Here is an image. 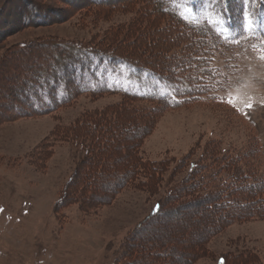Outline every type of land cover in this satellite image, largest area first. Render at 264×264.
I'll return each mask as SVG.
<instances>
[{"label":"rangeland","instance_id":"obj_1","mask_svg":"<svg viewBox=\"0 0 264 264\" xmlns=\"http://www.w3.org/2000/svg\"><path fill=\"white\" fill-rule=\"evenodd\" d=\"M104 1L0 0V264H264L259 0ZM235 3L248 13L238 37L214 15ZM35 10L53 21L21 25ZM168 26L191 28L197 47L175 39L157 55ZM66 43L118 51L172 85L96 62L73 85L90 92L25 110L13 86ZM230 184L247 209L216 210Z\"/></svg>","mask_w":264,"mask_h":264},{"label":"trees","instance_id":"obj_2","mask_svg":"<svg viewBox=\"0 0 264 264\" xmlns=\"http://www.w3.org/2000/svg\"><path fill=\"white\" fill-rule=\"evenodd\" d=\"M163 1H166V0H163ZM109 2H112V1L111 0L104 1V3H109ZM173 2L174 0H171L170 5L173 7V9L177 8V5L173 4ZM235 4H236L235 6L226 5L225 7L221 6L219 8H215L214 15L216 16L219 15L220 18H222L225 21V24L228 26L229 30L233 32L234 34H236L237 35L236 37H238L239 35L244 33V30H245V25H244L245 18L244 17L248 13L245 12V9H247V5H245L244 3H242L241 5H239L238 3H235ZM155 6H156V2H155ZM155 6H154V9H155ZM240 10L243 11L241 14H240ZM251 11H253V13H250V16L252 15L250 19L257 21V22H254V26L255 25L261 26L263 24L261 19L264 18V0L257 1L256 8L254 10L251 9ZM34 13H36V15L34 14L33 18L26 19L24 23L21 20V25H31V23L35 25L39 22L41 23L42 20H40V18L42 15H40L37 10H35ZM46 16L47 15H45L44 17L42 16L43 20L46 19L47 21L50 22L51 17H48V16L46 17ZM171 17L173 18L174 16L171 15ZM179 19H182V17L180 16ZM34 20L36 22H34ZM214 27L215 29H217L216 26ZM151 29H154V28H151ZM173 29L174 30L178 29V26L176 27L174 26ZM173 29L168 26L167 28H165V30L161 31L159 28H157L156 31L162 32V33L163 31L164 32L167 31L168 33L166 37H171L170 34L172 32L174 33ZM179 29H178L179 31H177L176 38L174 37L170 38L172 42H170L168 39H165L166 37L164 36L163 38H161V41L159 42V47L155 51L157 55L163 56L165 58L168 53L167 50L170 47V43L172 45L175 39L176 41H178V45L185 44V48L187 49L188 48L195 49L197 47L198 45L197 37L198 36H196L191 30H188L191 28L185 29L183 27H180ZM260 35L264 36V31L263 33L261 31L257 33L258 37ZM217 37L219 38V40L225 43L226 42L233 43V41L235 40V39H232V42H228L225 40L226 38L223 36H220V37L217 36ZM72 48H74L73 44L66 43L60 46V49L57 50L54 59H52V57L47 56V55L44 58L38 59V65L33 64L34 71H30L29 74L26 75L27 77H24V78L22 77L23 82H20L19 85L13 86L12 89L14 90L15 93H18L17 96L20 95L19 97L21 99L19 100V102L20 104H23L26 107L25 110L31 109V110L37 111L39 109H43V112L47 110L49 111L51 108H56L58 105L66 102L68 99L73 98L75 94L90 92L91 90L84 91L83 89L85 88L80 90L79 87H78L79 89H77V87H74L73 85L76 84V80L78 79L79 75H81V73L85 74L87 72V69L90 68V65L92 66V64L93 63L95 64L96 62L100 63L101 66L104 65L105 63L110 68L117 66V64H121V65L125 64L129 66L130 68L141 70V71L144 70L145 72L151 73L154 78L158 79V81L159 80H163L164 82L168 81L166 83L168 86L172 85L169 79H165V77L168 76L166 75L167 74L166 72L161 73L159 71L160 70L159 68H153L149 66L146 67V65L142 64L143 62H140L139 60H132L130 59L131 57L125 56L124 54L118 51L101 50L95 47H90V49L87 50V48L77 46V48H79V52L77 53L79 54L76 55L75 50ZM168 61L169 60H167V62ZM39 62L41 63L40 64L41 66L39 65ZM184 62L185 60H183V64H185ZM152 64L156 65L155 62H152ZM10 84L14 85L15 83H8V85ZM61 91L64 93V96L59 101L56 99V96L58 94H61ZM170 91L172 92L174 90L171 89ZM121 95L127 98L140 99V97H137L136 95H133L129 92L128 93L124 92ZM181 96H185L187 98L188 96L191 97L193 95H188V93L184 91V94H182ZM38 97L45 99L46 101V104H45L46 106H44L45 108H43V106H40V103L36 101L37 100L36 98ZM14 105H18V104H14ZM23 110H24L23 108H19L18 111L19 113H23ZM230 178H231V183L235 182V180L237 179L236 176H232ZM232 185L233 184H230L231 188L229 189V192L227 193L223 191L218 192L219 199H218V202L215 204L216 210L221 209V207L228 206L227 205L228 203L229 208H231L232 211L235 210V212H237V211H241L244 208L247 209L252 204V203H245L243 202L242 199L239 200L240 197L238 196V193H240V191L238 188L234 190V187H232ZM251 187L254 188L255 195H258L259 190H261V192L264 191V189L262 190V186H260L259 184L251 185ZM255 205L256 207L253 206L252 208L253 209L252 214H254L255 208L264 212L263 204H261V206H259L258 204H255ZM160 209H161V205L157 204L156 208L153 210L152 215H156L157 211H159ZM147 248L149 251L150 249L153 248V246H150V247L147 246ZM152 250L149 251L150 255L152 256L162 255V252L161 253L157 252V255H156L155 252H152ZM152 253H154V255ZM152 261H154V259ZM218 261H219V264H226L225 259L222 257Z\"/></svg>","mask_w":264,"mask_h":264},{"label":"snow or ice","instance_id":"obj_3","mask_svg":"<svg viewBox=\"0 0 264 264\" xmlns=\"http://www.w3.org/2000/svg\"><path fill=\"white\" fill-rule=\"evenodd\" d=\"M260 56H259V59H261V60H264V49H260ZM229 103H231V100H229ZM247 107H251V105L250 104H248V105H246ZM0 211H2V210H0Z\"/></svg>","mask_w":264,"mask_h":264},{"label":"bare ground","instance_id":"obj_4","mask_svg":"<svg viewBox=\"0 0 264 264\" xmlns=\"http://www.w3.org/2000/svg\"><path fill=\"white\" fill-rule=\"evenodd\" d=\"M53 19H54V18H53V17H51V18H50V22H51ZM130 179H131V178H130Z\"/></svg>","mask_w":264,"mask_h":264}]
</instances>
